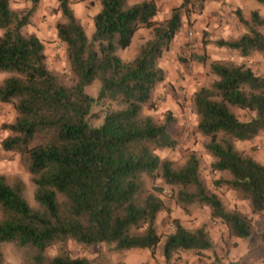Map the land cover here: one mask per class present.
Returning a JSON list of instances; mask_svg holds the SVG:
<instances>
[{
	"label": "trees",
	"instance_id": "16d2710c",
	"mask_svg": "<svg viewBox=\"0 0 264 264\" xmlns=\"http://www.w3.org/2000/svg\"><path fill=\"white\" fill-rule=\"evenodd\" d=\"M98 10L86 31L69 6L56 0L60 21L55 25L73 83L65 86L47 68L43 45L22 28L34 5L13 10L0 0V102L10 103L14 118L2 125L7 135L4 151L16 152L31 175L36 207L23 198V184L0 174V242H11L24 253L22 264H93L71 256L67 241L89 246L104 243L113 250L148 249L154 253L161 236L155 218L164 208L147 181L160 179L176 187L181 205L198 203L209 218L224 224L229 236L247 239L253 232L250 218L239 210H226L220 198L206 189L198 175V160L189 154L180 166L155 151L174 144L169 111L157 122L141 114L154 87L164 79L158 65L181 27L182 4L167 18L156 21L154 0H97ZM264 7V0H254ZM244 32L217 38L212 44L241 55L264 51L263 18L251 10L244 18L235 9ZM149 37L128 59L126 48L139 28ZM208 69L215 78L191 94L195 132L206 137L203 149L212 171L225 172L216 181L247 202L250 214L264 212V164L235 149V141H249L264 131V74L244 63L214 60ZM92 81L95 97L84 92ZM96 104L102 114L97 126L88 118ZM249 115L239 119L231 110ZM259 237L264 238V231ZM212 243L202 227L187 229L172 219L164 235L161 255L169 262L177 252L208 250ZM54 247L53 254L48 249ZM0 264L3 257L0 252ZM122 264V263H118ZM147 264V263H142Z\"/></svg>",
	"mask_w": 264,
	"mask_h": 264
},
{
	"label": "rangeland",
	"instance_id": "374dc122",
	"mask_svg": "<svg viewBox=\"0 0 264 264\" xmlns=\"http://www.w3.org/2000/svg\"><path fill=\"white\" fill-rule=\"evenodd\" d=\"M205 1L208 5L205 10L207 21L201 20V22L199 21L200 24L195 23L196 18L199 19ZM235 1H237L238 6L241 5L246 18L251 10H256L264 21L263 6L257 4L254 0ZM235 1L217 0L215 4L213 1L207 0H181L179 2V5L182 4L184 8L181 16V27L175 34L176 40H174L173 47L171 48V44L175 35L171 39L167 50L162 53V62L166 70L171 71L174 68L173 64L177 67L173 73H168L169 75L163 70L164 79L154 87L150 104L141 108V114L148 115L153 120L161 122L164 113L166 111L170 112L173 120L169 133L174 140V144L170 148L155 151L156 154L160 158L172 161L174 166L182 165L189 154H194L198 160L199 178L206 189L220 198L226 210H239L250 218L253 227L251 236L247 239L229 236L223 223L209 218L206 206L195 202L181 205L176 200L177 188L166 185L156 178L152 183L147 181V184L156 188L160 187V190L155 193L162 199L164 208L157 213L155 218L156 231L161 238L152 255L148 249L113 250L111 246L104 243L84 246L68 240L67 248L71 256L86 257L93 264H264V244H258L254 247L256 240L250 242L251 237L261 238L259 235L264 231V212L250 214L245 200L241 199L235 191L216 183L218 179L226 178L227 174L210 169L211 158L203 149V143L207 139L195 132L196 117L191 108V94L193 91L199 87L208 86L215 78L208 69V63L211 61L244 63L254 73L264 74V51H253L247 55H241L235 50L219 48L212 44V41L217 38H231L245 31L235 15V9H239ZM89 3L90 9L93 8V4L98 5L97 0H90ZM56 4V0L55 5H53V0L52 2L48 0L44 4L45 8L42 9L43 5L40 0H8V5L13 10L27 9L34 5V11L29 18V22L22 28V32L33 33L40 40L43 45L47 68L60 83L69 86L73 83V77L68 68L64 44L58 41L55 33V25L61 19ZM252 4L255 7H251ZM169 7L168 11H163L159 16H164L166 13L169 15L170 9L175 6L172 4ZM239 10L241 12V9ZM74 14L75 16L76 14L79 15L76 17L82 23L86 34H89L91 32L92 17L86 11L80 13L78 8ZM191 17H194V19ZM260 31L264 33V24ZM134 37V48L136 50L145 38L139 35ZM117 54L120 57L121 54H125L121 57L123 59L133 56H128V49L118 50ZM6 75V73L0 72V80ZM196 77H199L197 81H195ZM98 86L97 81H92L84 87V92L91 97H95ZM172 102L176 105L178 114L170 109L169 105ZM231 110L241 120L246 119L249 115L248 112L236 108H231ZM90 113H96L97 116L91 115L88 122L92 126H97L102 116L100 107L93 104ZM13 118L12 105L0 102V141L7 135V131L1 128L2 125L10 123ZM233 145L238 151L247 153L252 157L264 155V131L252 140L235 141ZM0 174L4 175L8 181L15 178L19 179L23 184L22 193L25 202L29 207H36L33 199L31 175L16 152L4 151L0 147ZM172 219H177L187 229L202 227L212 243L211 248L200 252H177L173 254L169 262H165L161 255V244L164 235L172 230ZM54 251V247L48 249L49 254H53ZM0 252L3 257V264L23 263V251L11 242H0Z\"/></svg>",
	"mask_w": 264,
	"mask_h": 264
},
{
	"label": "crops",
	"instance_id": "0c3cea01",
	"mask_svg": "<svg viewBox=\"0 0 264 264\" xmlns=\"http://www.w3.org/2000/svg\"><path fill=\"white\" fill-rule=\"evenodd\" d=\"M48 0H40V2L42 3V5H43V7H42V9H44L45 8V6H44V4L47 2ZM50 2H52V0H49ZM135 1H138V0H130V2H135ZM155 1V5H156V14H155V16H154V20H156V21H158V20H161L162 18H164V17H167V15H168V13H166L164 16H159L160 15V13H162L163 11H168V9L170 8L169 6L170 5H172L173 4V6H177V5H179V2L181 1V0H154ZM207 1H213L214 2V4L216 3V1L217 0H207ZM235 1V0H234ZM69 6L71 7V9L75 12V10L78 8L79 10H80V13H82V11H86L87 13H89V15H90V17H92V15L97 11V9H98V5H94L93 4V8H91L90 9V0H69ZM229 2H232V0L230 1L229 0ZM207 2L205 1V5L203 6V8L201 9V13H200V16H199V19H197L196 18V22L195 23H199V21L201 22V20H203L204 22H206L207 21V14H206V9H207V4H206ZM169 4V5H168ZM235 4L238 6V3H237V1H235ZM53 5H55V0H53ZM251 7H255V5L253 6V4H252V6ZM238 8L239 9H241V13H242V15H243V17L244 18H246V16L244 15V10L242 9V7H241V5H239L238 6ZM76 16H77V14H76ZM79 16V15H78ZM77 16V17H78ZM191 18H193L194 19V17H191ZM200 24V23H199ZM141 36V37H143V38H148L149 37V30L147 29V28H139L134 34H133V36H132V38H131V41H130V43H129V45L126 47V48H124V49H122L123 51L124 50H126V49H128L129 50V55L128 56H131V55H133L134 53H135V48H134V40H135V37L134 36ZM144 39V40H145ZM174 40H176V35L174 36V38H173V42H172V44H171V48L173 47V45H174ZM132 50H133V52H132ZM121 51V50H120ZM120 54V53H119ZM120 56V55H119ZM123 56H125V54H121V57H123ZM160 60L158 61V64H159V66L168 74H170V73H173V71H175V69H176V65L175 64H173V69H171V71H168V70H166V67H165V65H164V63L162 62V59H163V54L161 55V57L159 58ZM168 74V75H169ZM199 79V77H196L195 78V81H197ZM169 80V79H168ZM170 106V109L171 110H173L176 114H178V109H177V107H176V105L172 102L171 103V105H169ZM253 158L256 160V161H258V162H260V163H262V164H264V155H257V156H253ZM252 240H256V243L253 245L254 247H256L258 244L259 245H262V244H264V238H260V239H255L254 237L252 238L251 237V239H250V242L252 241Z\"/></svg>",
	"mask_w": 264,
	"mask_h": 264
}]
</instances>
